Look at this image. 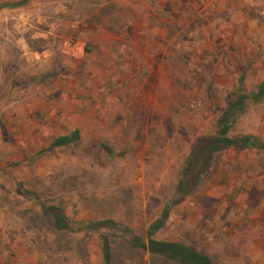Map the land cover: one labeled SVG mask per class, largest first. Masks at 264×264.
Here are the masks:
<instances>
[{
	"label": "rangeland",
	"instance_id": "rangeland-1",
	"mask_svg": "<svg viewBox=\"0 0 264 264\" xmlns=\"http://www.w3.org/2000/svg\"><path fill=\"white\" fill-rule=\"evenodd\" d=\"M17 0H0L12 4ZM264 82V0H29L0 7V264H165L157 239L213 264H264V152L215 155L185 196L194 144L229 101ZM79 132L70 146L53 138ZM231 136L264 141V103ZM44 206L72 229L56 230Z\"/></svg>",
	"mask_w": 264,
	"mask_h": 264
},
{
	"label": "trees",
	"instance_id": "trees-1",
	"mask_svg": "<svg viewBox=\"0 0 264 264\" xmlns=\"http://www.w3.org/2000/svg\"><path fill=\"white\" fill-rule=\"evenodd\" d=\"M29 0H17L9 4L1 3L0 7L21 6ZM264 103V82L261 83L250 95L242 94L239 98L229 101L214 122V133L201 137L191 149L187 156L182 172L175 187L177 198L189 195L192 190L208 174L216 154L236 149L239 151L258 150L264 152V141L250 136H231L230 128L234 119L245 112L249 103ZM79 140V132L73 131L70 134H62L52 139L49 148L67 147ZM46 216H49L53 227L58 230H70L73 224L70 223L64 211L56 206H44L42 209ZM169 207L159 211L148 224L146 232L142 237L132 236L128 244L149 257L164 262L165 264H213L208 255L198 248L179 241L157 239L156 233L165 227L169 219ZM102 258L104 264H110L111 249L108 242V235H101Z\"/></svg>",
	"mask_w": 264,
	"mask_h": 264
}]
</instances>
